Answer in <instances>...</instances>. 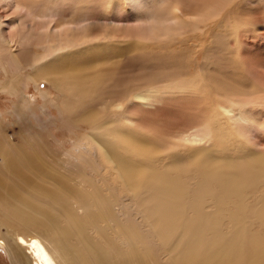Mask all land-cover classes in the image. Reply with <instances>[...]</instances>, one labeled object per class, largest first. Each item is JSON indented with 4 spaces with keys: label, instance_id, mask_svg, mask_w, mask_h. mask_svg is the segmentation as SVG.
I'll return each mask as SVG.
<instances>
[{
    "label": "bare ground",
    "instance_id": "1",
    "mask_svg": "<svg viewBox=\"0 0 264 264\" xmlns=\"http://www.w3.org/2000/svg\"><path fill=\"white\" fill-rule=\"evenodd\" d=\"M6 2L14 8L26 9V13L38 20L54 17L50 10L34 11L32 3ZM35 2L38 5L39 1ZM142 4L134 0L133 5L138 10L136 6ZM1 17L0 33L3 24L13 22ZM173 18L159 19L157 24L160 21L162 24L176 23V17ZM192 18L197 19V15ZM71 21L68 24H76L69 25L72 32L78 30L81 33L79 29L90 26V22L83 19ZM46 30L48 33L56 31L50 26ZM60 39L58 43H64ZM59 48L62 47L56 51ZM24 51L16 54L14 61L21 66H31L26 81L34 84L35 89L41 81H46L56 90H62L66 84L60 78L62 73L58 77L51 70L44 74L46 66L43 71L40 69L42 61L55 63L59 59H54L51 51L43 56H31ZM23 56L27 57L24 62ZM71 68L68 69L72 72ZM64 71L67 73L65 68ZM71 72L68 71L67 78ZM98 76H94L93 84L73 80L72 85L82 104L68 111L72 117L67 118V123L82 120L90 130L82 137L86 146L78 148L81 155L88 156L84 165L68 150L58 157L48 154L47 146L36 144L39 150L32 151L23 142H27L26 139H15L5 130V121L0 117V242L7 247L12 261L15 264H264V190L261 188L264 150L260 147L264 145V139L260 142L264 132V112L254 105L260 95L254 100L255 93L250 90L246 93L248 96L231 97L228 103L218 105L220 114L233 120L235 130L250 143V149L252 146L261 148H258L261 153L234 156L235 153L231 155L219 150L222 144L215 137L212 126L194 115L193 125L182 131L177 129L179 131L173 132L172 140H163L159 147L154 129L149 128L151 136L142 132L148 127L141 117L142 108L160 101L162 95L155 92L157 89L139 85L130 87L129 84L116 92L103 86V78ZM9 81L10 78L2 86L0 80V90ZM259 91L257 94H262L264 88ZM41 95L43 101L54 102L49 90L41 91ZM20 98L28 108L31 107L29 97L23 94ZM94 106H98L97 109L91 110ZM132 112L136 117L131 115ZM182 154L187 156L184 158ZM56 165L69 174L57 176ZM86 166L91 174L86 171ZM190 174L193 183L189 180ZM99 178L103 185L97 183ZM256 198L260 204L251 208L254 211L251 219L247 213Z\"/></svg>",
    "mask_w": 264,
    "mask_h": 264
},
{
    "label": "rangeland",
    "instance_id": "2",
    "mask_svg": "<svg viewBox=\"0 0 264 264\" xmlns=\"http://www.w3.org/2000/svg\"><path fill=\"white\" fill-rule=\"evenodd\" d=\"M22 1L32 3L31 8H34L33 10L36 12L50 10L54 13V17L38 20V18L26 13V9L20 8L22 11H19V8H14L6 0H0V12L3 14L0 13L1 18L13 21L9 25L3 24L0 33L1 84L9 78V82L13 83V85H8V82L0 90V117L5 121V130L15 139H26L27 142H23L32 151L39 150L36 144L47 146L48 154L53 153L58 157L63 156L61 153L68 150L72 156L74 155L80 160L82 165L86 163L88 156L81 155L78 148L86 146L82 137L85 133L90 132L89 127L82 120L67 123V118L72 117V113L68 111L75 110L82 104L79 93L72 89L74 82L93 84L94 76L98 75V78H103V86L106 88L108 86V89L112 91L115 89L116 92L124 87L127 88L129 84L130 87L139 85L152 88V90L157 89L154 91L162 95L158 101L159 106L156 102L151 107L142 108L141 117L146 123L144 125L148 127L147 131L143 130L142 132L151 136L149 135V128L154 129L159 147L163 140L164 142L172 140L175 134L173 132L180 129V131L185 130L193 125L192 121L195 116L197 118L202 117L203 121H207L212 126L215 137L222 144L219 149L222 153L229 152L231 155L235 153L234 156H239L251 152L261 153L264 150V145L261 143L262 149L258 146L261 151L256 146H252L250 149V143L246 142L247 140L240 132L238 133L237 129L235 130L236 126L232 122L233 120L226 119L221 115L218 106L223 102L228 103L231 97L241 99L251 90L252 93H255L254 97L260 95L258 101L256 100L257 97L254 98L256 100L254 105L260 107L259 109L264 112V101L263 104L261 102L264 100L262 96L264 91L262 94L260 92L264 88V0H137L138 3H143L136 6L138 10L133 5L134 0ZM34 1H39L37 4L40 7ZM102 1L105 3L103 4ZM79 7H83V9ZM159 12H161V16ZM154 14H156L155 17ZM196 15L198 20L192 18ZM72 16L76 18L74 22ZM108 16L112 18H108ZM60 17L63 22L65 21L64 23L61 19H57ZM173 17H176V23L173 21L170 24L168 21L169 23L162 24L160 21V24H157L159 19L172 20L175 19ZM82 19L85 22H90V26L86 27L87 29H79L81 33L83 32L82 34L78 30L72 32L69 25L76 24L68 23L71 20L75 23ZM10 25L13 26L10 27ZM49 26L51 29L55 28L57 32L53 30L48 33L46 29ZM155 26L157 27L155 28ZM89 29L91 30L90 33H88ZM105 31L106 33H104ZM75 35L76 37H74ZM83 37H85V41ZM107 37L108 39H106ZM59 39L64 43H58ZM110 41L113 43L111 44ZM84 44L89 45L85 46ZM58 47L62 48L56 51ZM22 50L31 56H43L51 51L54 59L59 60L55 63L42 61L43 66L40 69L43 71L44 66H46L44 74L51 70L58 77L61 75L60 78L66 83V86H62L63 89L59 91L50 83L41 81L38 88L35 89L34 84L26 81V74L31 72L29 71L32 70L31 66H21L14 61V56ZM26 59L27 57L23 56L22 62ZM82 65L84 66L83 69H81ZM70 67L74 71H72L73 74L68 69ZM64 68L67 73L68 71L71 72V78V75L67 78L68 74L65 73ZM60 70L62 72L57 73ZM83 70H86L84 71L86 73ZM59 73L62 74L59 75ZM70 80H72V84H70ZM73 80L75 81L73 82ZM258 88L261 90L259 91ZM43 90H49L52 93L53 103L42 100L41 91ZM258 91L259 94H257ZM23 94L32 100V104L29 103L30 108L20 98ZM98 102L95 101L96 104H99ZM258 102H261L262 105ZM245 106L248 105L245 104ZM97 107L94 106L91 110H95ZM133 113L131 115L136 117ZM262 134L260 142L264 139V132ZM262 152L264 156V151ZM182 155L184 158L187 156L186 154ZM49 163L51 165V162ZM85 168L91 174L89 168L87 166ZM55 169L56 175L59 177H65L64 175L68 173L67 170L58 165L55 166ZM101 174L103 175V171ZM192 174L188 177L193 183ZM69 181L71 180L69 179ZM97 183L103 185V180L99 178ZM262 185L261 188L264 190V182ZM254 204L258 206L260 204L259 199L256 198L254 203H251L247 213L249 217L251 215L254 217V211L251 210V208L256 207L253 206ZM257 224V226L260 225L259 222ZM224 225L229 226L227 223ZM0 264H15L7 247L1 242Z\"/></svg>",
    "mask_w": 264,
    "mask_h": 264
}]
</instances>
